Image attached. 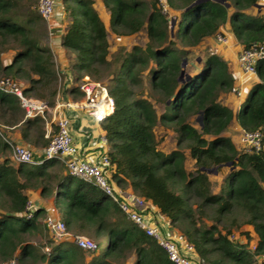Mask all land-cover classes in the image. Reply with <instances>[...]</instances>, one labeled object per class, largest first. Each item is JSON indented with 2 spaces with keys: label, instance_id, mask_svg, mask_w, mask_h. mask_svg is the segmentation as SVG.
<instances>
[{
  "label": "trees",
  "instance_id": "obj_1",
  "mask_svg": "<svg viewBox=\"0 0 264 264\" xmlns=\"http://www.w3.org/2000/svg\"><path fill=\"white\" fill-rule=\"evenodd\" d=\"M36 1L0 0V78L17 80L25 97L49 100L58 92L60 98L80 100L82 93L76 85L67 86L66 75L58 80ZM101 1L110 31L95 0H59L67 21L60 46L70 54L71 71L78 70V82L84 76L99 81L113 99V112L102 124L109 183L149 201L192 245L195 264H258L264 256V58L255 65L257 82L237 115L243 130L261 131L262 149L245 152L223 134L234 115L218 102L234 81L228 64L212 51L193 54L224 24L243 47L264 43V14L243 12L258 0H163L167 13L159 0ZM142 28L147 36L143 47L110 50L109 32L121 37ZM10 51L11 57L2 59ZM192 59L197 65L188 72ZM155 103H162L161 112ZM156 125L176 134L169 153L157 146ZM14 128L29 148L49 142L43 118L25 116L20 100L0 90V264H172L99 188L69 175L59 160L15 164L4 140ZM184 150L194 161L191 171L185 170ZM210 169L226 172L218 192L211 189ZM37 188L67 231L92 238L96 250L55 237L45 241L48 250L31 242L41 226L46 228L41 225L44 208L38 207L32 218L22 216L25 191ZM99 237L105 238L103 250Z\"/></svg>",
  "mask_w": 264,
  "mask_h": 264
},
{
  "label": "built area",
  "instance_id": "obj_2",
  "mask_svg": "<svg viewBox=\"0 0 264 264\" xmlns=\"http://www.w3.org/2000/svg\"><path fill=\"white\" fill-rule=\"evenodd\" d=\"M57 1L37 0L36 3V11L46 24L49 39L53 34L51 21ZM258 2L264 11V0H258ZM159 7L162 13L168 12L163 0H159ZM216 38L220 41L224 40V37L220 34H217ZM48 44L51 45L50 40ZM236 58L244 74H256L255 65L257 61L264 58V43H254L242 47ZM57 71L59 70L57 69ZM61 74H64L63 71L58 72L59 79ZM76 86L83 95L80 100L60 98L58 92L49 100H39L25 97L17 80L8 77L0 78V90L11 93L20 100L25 116L40 115L43 118L46 125L45 138H49L40 159H36L33 150L25 144L4 138L10 146L11 160L15 164L28 165L38 164L50 159L59 160L69 175L99 188L133 224L163 249L167 259L172 264H195L192 245L186 242L181 235L176 232L171 233L170 229L162 227V224L153 216V206L149 201L132 194L130 190H121L109 183L105 174V167L108 164V145L102 124L113 112V99L104 84L87 76L77 82ZM231 92L238 97L243 96V92L237 87L232 86ZM76 109L85 111L96 130L98 151L93 156H85L72 135L71 120L66 111ZM47 114L50 115V120H48ZM52 122L55 127L49 124ZM238 142L243 151L258 152L262 149V133L260 130L248 131L242 129ZM36 209L35 202L28 198L22 216L27 219L32 218ZM44 220L46 228L53 237L69 240L75 246L86 251H94L98 248L97 242L92 238L68 232L63 221L58 217L47 214ZM254 248L253 246L251 250L253 251ZM260 259L264 260V256H261Z\"/></svg>",
  "mask_w": 264,
  "mask_h": 264
},
{
  "label": "crops",
  "instance_id": "obj_3",
  "mask_svg": "<svg viewBox=\"0 0 264 264\" xmlns=\"http://www.w3.org/2000/svg\"><path fill=\"white\" fill-rule=\"evenodd\" d=\"M96 4V5H95ZM95 9L100 16V19L104 25V27L108 30V25H109V12L104 8L102 1L101 0H95ZM60 4L57 1L55 10L52 16V25L54 26L55 30H57L58 34L53 36V38L50 40V46L52 49V53L54 56V61H55V66L59 71H63L64 75H66V78H68V84L67 86H73L76 85V81L74 82L76 70L74 72L71 71L70 68V54L68 51L63 49L60 46V37L62 33L65 30V27L67 25V21H64L61 19L62 13L60 12ZM246 15H256L259 14L260 12L264 14L263 9L258 5H252L251 7L245 9L243 11ZM220 34L224 37L223 41L217 40L216 35ZM108 35V39H109ZM216 43L220 47H222V53L223 57L222 59L226 61L228 64V70L231 76L233 77L234 81L232 86L237 87L243 92V96L238 97L234 93L231 92V88L229 91V95L225 93H221L218 96V102H222L223 98L225 96H228L226 98V101L222 102L223 105L227 106L228 108L231 109L233 112V118L227 127V130L225 132L230 133V130L234 132L233 134H236L237 140L240 134V131L242 128L239 126L237 122V115L238 112L240 111L241 103L245 96L247 95L248 91L256 84L257 82V77L256 74H244L237 62V54L240 51V49L243 47V45L239 44L235 37L232 35L230 28L227 25H223L222 28L215 33L214 36L202 41L198 47H196L193 51H196L203 45L206 47H209L211 43ZM207 49V48H206ZM209 49V48H208ZM216 53V52H215ZM217 54V53H216ZM235 67V68H234ZM225 94V95H224ZM68 99V97H67ZM228 99V100H227ZM230 99V101H229ZM66 114L70 117L71 120V130H72V135L74 137V140L76 144L81 147V150L83 151V154L85 156H93L95 153L98 151V146H97V136H96V130L94 128L93 123L91 120L87 117L86 113L84 110H67ZM48 120H50V115H46ZM52 127L54 126V123H49ZM45 122H44V138H45ZM6 137L8 139L22 143V140L20 139L19 136V131L18 129H9L6 132ZM235 137V135H232ZM230 138V137H229ZM231 139V138H230ZM233 141V140H232ZM239 143V142H238ZM33 150V155L36 159H40L41 155L43 153V148H31ZM26 194L28 195V198L32 199L37 208L41 207L46 210V214L52 215L55 217L59 218L58 212L52 207V204L49 201H43L40 196H39V188L37 189H27ZM153 216L155 217L156 220H158L161 224L162 227H166V229H170V232H175L170 225L168 224V221L161 217L160 215L157 214L156 208L153 206ZM126 264H132L131 261H128Z\"/></svg>",
  "mask_w": 264,
  "mask_h": 264
},
{
  "label": "rangeland",
  "instance_id": "obj_4",
  "mask_svg": "<svg viewBox=\"0 0 264 264\" xmlns=\"http://www.w3.org/2000/svg\"><path fill=\"white\" fill-rule=\"evenodd\" d=\"M144 1H148V0H144ZM59 2V0H58ZM37 3V1H36ZM96 5V4H95ZM94 5V7H95ZM36 8V6H35ZM61 9V8H60ZM62 19V17H61ZM53 21H51V25H52ZM43 26H44V29H45V32H46V41L48 42L49 40H51L53 38V36L57 35L58 32L57 30H55L54 26H52V37H50L49 39V36H48V32H47V27H46V24L45 22L43 21ZM109 26V25H108ZM108 30H109V27H108ZM110 31V30H109ZM109 42H110V50L112 52H115L119 47L123 46L125 47L127 50H130L132 46L134 45H138V46H141L143 47L144 44L146 43L147 41V36H146V32L145 30L142 28L140 31L134 33V34H131V35H127V36H121V37H117L114 33L112 32H109ZM207 48V49H206ZM203 45L202 47H200L199 49H197L196 51H193V54H196V55H203L204 52L206 51H212V52H216L221 58L223 57V53H222V47H220L218 44L216 43H211V45L209 47H206ZM209 48V49H208ZM11 54H12V51L10 52H7V53H3L1 56H2V59H9L11 57ZM224 59V58H223ZM199 59L196 57V61H198ZM192 64L191 66H188L187 68V71L188 72H192L193 68H195L197 65L195 62V59H192ZM198 63V62H197ZM235 68V67H234ZM59 72V71H58ZM75 74V78H74V82H78V76H79V72L78 70H76V73ZM60 76V75H59ZM59 76H58V80L60 82V79H59ZM230 91V90H229ZM229 91L225 92V94H228ZM224 94V95H225ZM229 95V94H228ZM228 96H225L222 100V102L226 101V98ZM228 100V99H227ZM230 101V99H229ZM222 102H220L221 104H223ZM231 102V101H230ZM154 107L156 108V111L157 112H161L163 110V106H162V103H155L154 104ZM242 113V112H241ZM192 124L194 126H197L198 122L197 120H192L191 121ZM234 132H232L230 130V133H227V132H223V134L225 136H228L231 138V140H233V142L235 143V145L238 147V149H241V145L240 143H238V140H237V137H236V134H233ZM154 134H155V138L156 140L158 141V148L163 151L164 153H169L171 150L175 149V144H176V134L171 131L170 129L168 128H162L161 126L159 125H156L154 127ZM232 135H235L232 136ZM185 153H186V158H185V161H184V167H185V170L186 171H191L194 169V161L193 159H191L188 154H187V150H184ZM226 172L223 170H221L220 172H217L215 169H210L209 172H207V175H208V178L209 180L211 181V189L213 192H218L219 189H220V184L223 180V177H224V174ZM108 204H111L109 201H107ZM59 208L64 212L63 215H64V218L67 217V213L65 212V209H64V205L62 203V205L59 206ZM52 217H55V216H52ZM57 218V217H56ZM45 220H42L41 222V225H43ZM45 224V223H44ZM245 229H248V230H251V227L250 226H244ZM53 236L51 235V233L48 231V229L46 228H43V226L40 227V232L36 233L33 235L32 239H31V242L38 245V246H44L42 247L43 250H48L49 248V245L47 246V241L48 238H52ZM57 240H62L61 238H56ZM240 239L243 240L242 237H240ZM69 240H66L65 241V244H69L68 243ZM70 242V241H69ZM98 242L100 243V250H103L106 243H105V238L104 237H99L98 238ZM254 246L253 243L250 242V244L248 245V248L251 250L252 247ZM47 248V249H46ZM263 259H257L258 261V264H264V261H261Z\"/></svg>",
  "mask_w": 264,
  "mask_h": 264
},
{
  "label": "water",
  "instance_id": "obj_5",
  "mask_svg": "<svg viewBox=\"0 0 264 264\" xmlns=\"http://www.w3.org/2000/svg\"><path fill=\"white\" fill-rule=\"evenodd\" d=\"M198 1V0H197ZM217 1H222V0H217ZM185 64V63H184ZM184 64H183V66H184ZM210 170H208L207 172H209Z\"/></svg>",
  "mask_w": 264,
  "mask_h": 264
},
{
  "label": "clouds",
  "instance_id": "obj_6",
  "mask_svg": "<svg viewBox=\"0 0 264 264\" xmlns=\"http://www.w3.org/2000/svg\"><path fill=\"white\" fill-rule=\"evenodd\" d=\"M62 240H64V239H62Z\"/></svg>",
  "mask_w": 264,
  "mask_h": 264
}]
</instances>
